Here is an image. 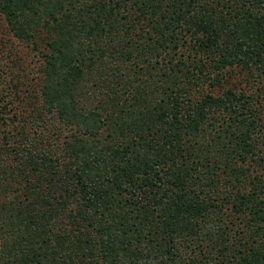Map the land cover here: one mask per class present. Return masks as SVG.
Returning <instances> with one entry per match:
<instances>
[{
	"label": "trees",
	"instance_id": "16d2710c",
	"mask_svg": "<svg viewBox=\"0 0 264 264\" xmlns=\"http://www.w3.org/2000/svg\"><path fill=\"white\" fill-rule=\"evenodd\" d=\"M0 17V264H264V0Z\"/></svg>",
	"mask_w": 264,
	"mask_h": 264
},
{
	"label": "rangeland",
	"instance_id": "374dc122",
	"mask_svg": "<svg viewBox=\"0 0 264 264\" xmlns=\"http://www.w3.org/2000/svg\"><path fill=\"white\" fill-rule=\"evenodd\" d=\"M6 51H11L10 56H6ZM14 53L20 55L24 60H27L28 58L27 49L16 43L15 39L7 29L3 19L0 17V68L2 67V64L7 66L11 65L9 58L14 57ZM15 69L16 68L13 70Z\"/></svg>",
	"mask_w": 264,
	"mask_h": 264
}]
</instances>
